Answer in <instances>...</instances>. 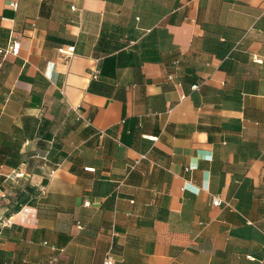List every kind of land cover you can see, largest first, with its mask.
I'll return each instance as SVG.
<instances>
[{"label": "crops", "instance_id": "0c3cea01", "mask_svg": "<svg viewBox=\"0 0 264 264\" xmlns=\"http://www.w3.org/2000/svg\"><path fill=\"white\" fill-rule=\"evenodd\" d=\"M12 42L0 264H264V0H0Z\"/></svg>", "mask_w": 264, "mask_h": 264}, {"label": "built area", "instance_id": "2783aa9c", "mask_svg": "<svg viewBox=\"0 0 264 264\" xmlns=\"http://www.w3.org/2000/svg\"><path fill=\"white\" fill-rule=\"evenodd\" d=\"M10 5L12 7L15 6L14 4H11V3H10ZM18 49H19L18 44L16 42H12L6 49H0V56L1 57H5L9 53L16 55L18 53ZM73 50H74L73 47H67L66 49H63V48L59 49V52L62 53L63 55H65V57L69 58L72 55ZM253 60L256 63H259L260 62V59H258L256 57H253ZM0 66H1V63H0ZM141 158H144V156H142ZM135 163H137V161ZM21 176H22V173L15 172L11 176H9V178L11 180H15V179H17V178H19ZM220 203H221V201H220V199L218 197H214L212 199V205L218 206ZM87 204L88 203H86V205ZM224 204L227 207H230L229 203L224 202ZM34 212H35V209L34 208L29 207L27 205H23L20 208V210L18 211L17 214H20V219L22 221H28V220H33V213ZM103 264H114V263L112 262L111 257L107 256Z\"/></svg>", "mask_w": 264, "mask_h": 264}, {"label": "trees", "instance_id": "16d2710c", "mask_svg": "<svg viewBox=\"0 0 264 264\" xmlns=\"http://www.w3.org/2000/svg\"><path fill=\"white\" fill-rule=\"evenodd\" d=\"M23 205H25V203H20V204H19V207H17V210H20V208H21ZM18 208H19V209H18Z\"/></svg>", "mask_w": 264, "mask_h": 264}]
</instances>
